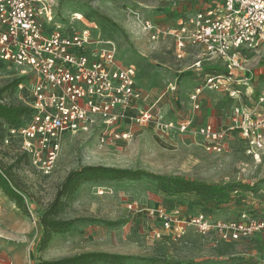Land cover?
I'll return each instance as SVG.
<instances>
[{"label": "rangeland", "instance_id": "374dc122", "mask_svg": "<svg viewBox=\"0 0 264 264\" xmlns=\"http://www.w3.org/2000/svg\"><path fill=\"white\" fill-rule=\"evenodd\" d=\"M53 1L58 3L57 15L64 26L73 25L76 30L83 29L84 24L95 26L92 38L110 43L115 48V59L123 66L136 67V86L142 98L130 110L131 116L150 109L160 121L134 126L125 123L123 129H132L128 140L108 138L102 142L100 130L83 135L66 134L49 176H42L28 165L15 166L12 174L25 194L29 215L13 208L23 221L16 216L12 217V223L0 220L3 228L18 232L22 239H13L8 231L0 234L3 245L0 264H38L40 259L57 260L86 252L118 254L124 256L122 264H264V243L258 236L223 242L212 234H197L191 227L177 240H157L154 236L159 224L149 215L152 209H178L185 218L203 210L212 220H220L242 209L258 210L264 196V152L258 159L246 155L237 132L228 133L223 153L207 154L197 138L162 126L177 119L194 118L189 91L204 73L213 69L224 71L218 60L202 61L199 67H192L200 54L193 48L186 49L183 59L176 57L174 39L169 32L179 19L192 13L191 6L178 0ZM76 16L82 20H75ZM144 21L160 29L162 34L156 41H151L143 31ZM245 60L251 67V88L257 96L264 90V45L257 52H249ZM17 76L15 66L0 61V94ZM170 84L175 86L174 91L169 90ZM10 95L7 97L13 100ZM225 95L205 91L195 113L219 116L218 120L222 121L231 108L240 104L227 100ZM15 148L16 145L0 148L4 166L14 160ZM86 165L145 170L165 177L239 187L244 201L236 203L235 197L229 203L217 202L195 193L165 195L155 181L144 177L86 183L63 199L64 207L58 214L60 219L83 220L64 233L53 235L46 249L38 252L41 214L67 173Z\"/></svg>", "mask_w": 264, "mask_h": 264}, {"label": "built area", "instance_id": "2783aa9c", "mask_svg": "<svg viewBox=\"0 0 264 264\" xmlns=\"http://www.w3.org/2000/svg\"><path fill=\"white\" fill-rule=\"evenodd\" d=\"M191 6L192 13L179 19L169 32L175 53L183 59L187 48L199 52L192 67L202 61L218 60L224 71L215 69L199 76L188 93L194 112L207 92L240 97L237 86H250L252 70L246 63L249 52L264 45V0H178ZM53 0H0V61L16 67L19 79L3 103L27 106L31 113L17 126H6L0 148L16 145L14 156H25L27 165L42 176L52 174L66 134H89L100 130V141L131 138L132 129L159 122L150 109L131 116L142 98L136 86L137 69L115 59V48L92 38V28L76 30L64 26ZM81 17V16H80ZM75 20H82L75 18ZM151 41L162 34L149 21L142 24ZM174 91L175 86L169 85ZM13 102H10V101ZM165 130L188 134L201 141L207 154L226 149L228 133L237 132L244 153L258 159L264 152V90L251 107L232 110L224 129L212 123L177 119L162 124ZM259 209H242L227 219L212 220L203 210L189 218L178 209L156 208L149 215L158 221L157 240L181 239L188 228L197 234H212L223 242L260 237L264 243V196ZM131 208V206H129Z\"/></svg>", "mask_w": 264, "mask_h": 264}, {"label": "trees", "instance_id": "16d2710c", "mask_svg": "<svg viewBox=\"0 0 264 264\" xmlns=\"http://www.w3.org/2000/svg\"><path fill=\"white\" fill-rule=\"evenodd\" d=\"M19 79L13 80L5 88L1 89L0 94V144L5 134L6 126H17L27 117L31 110L18 103H3L7 96L12 94L18 84ZM27 165L25 156H14V160L4 166L0 160V191L3 195L23 214L28 216L29 210L24 199V192L20 188L17 178L12 174L15 166ZM148 178L155 181L160 192L165 195H178L183 193H195L203 196L207 200L229 203L230 198L234 202L241 203L244 194L239 191V187L229 188L226 186L212 185L202 182H196L183 177H165L153 174L145 170H131L122 168H113L102 165H86L78 170H71L56 189L52 201L44 210L39 218L42 227L37 251L42 252L50 243L52 236L61 234L69 230L75 223L82 221V218L60 219L58 214L64 207L63 199L70 197L77 189L88 182H120L123 180H140ZM124 256L104 252H86L69 257H63L57 260L40 259L38 264H122Z\"/></svg>", "mask_w": 264, "mask_h": 264}, {"label": "crops", "instance_id": "0c3cea01", "mask_svg": "<svg viewBox=\"0 0 264 264\" xmlns=\"http://www.w3.org/2000/svg\"><path fill=\"white\" fill-rule=\"evenodd\" d=\"M253 75H251V81H250V86L248 88H244L242 86H237L235 87V89L239 90L240 91V97H230L228 96L227 93H224L226 94V99L227 100H234L235 103L239 102L240 104L238 105H235L233 108L230 109L229 113H227L226 115V118L222 119L221 120H218L219 119V116H211L210 114H205V113H201L199 112L198 114L194 112V117H195V120H196V123L198 124H201V123H212L214 124L215 126L219 127V128H223V127H228L230 125V115L232 113V110L235 108V107H238V106H243V107H251L252 105H254L255 103V94L253 92V88H251V84L253 83ZM194 80V78H193ZM193 88V87H192ZM191 91V90H190ZM189 91V92H190ZM254 94V95H252ZM204 101L206 100V97L203 98ZM88 183H91V182H88ZM16 209L14 203H12L11 201H9L4 195L2 192H0V220L1 221H9L10 223L13 222L14 219H12L13 216H16V218H19L20 221H23L17 214L16 212L13 210ZM8 231L10 237H12L13 239H19V240H22L20 239V234H18V232H15L14 230H11V229H6V228H3L1 225H0V234L1 235H5ZM2 247L3 245L1 246L0 244V251H2ZM1 253V252H0Z\"/></svg>", "mask_w": 264, "mask_h": 264}]
</instances>
